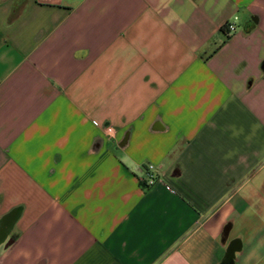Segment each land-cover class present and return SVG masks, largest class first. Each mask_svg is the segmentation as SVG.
Segmentation results:
<instances>
[{
	"label": "crops",
	"instance_id": "crops-1",
	"mask_svg": "<svg viewBox=\"0 0 264 264\" xmlns=\"http://www.w3.org/2000/svg\"><path fill=\"white\" fill-rule=\"evenodd\" d=\"M0 264H264V0H0Z\"/></svg>",
	"mask_w": 264,
	"mask_h": 264
},
{
	"label": "built area",
	"instance_id": "built-area-1",
	"mask_svg": "<svg viewBox=\"0 0 264 264\" xmlns=\"http://www.w3.org/2000/svg\"><path fill=\"white\" fill-rule=\"evenodd\" d=\"M226 30L229 32V33H232L236 30V25L234 22H229L227 25H226ZM95 124H98L97 121H95ZM105 128H106V131H107V134L109 136H114L116 134V129L114 126H112L111 124H105ZM148 172H147V179H146V183L151 186L153 185L156 181H157V173H156V169L154 167L153 164H149L148 165V168H147ZM169 189L172 190L171 187L168 186Z\"/></svg>",
	"mask_w": 264,
	"mask_h": 264
},
{
	"label": "clouds",
	"instance_id": "clouds-1",
	"mask_svg": "<svg viewBox=\"0 0 264 264\" xmlns=\"http://www.w3.org/2000/svg\"><path fill=\"white\" fill-rule=\"evenodd\" d=\"M237 22H238V18H237Z\"/></svg>",
	"mask_w": 264,
	"mask_h": 264
}]
</instances>
